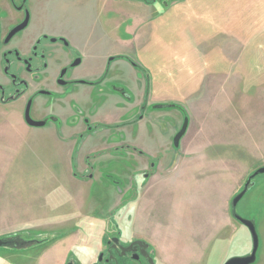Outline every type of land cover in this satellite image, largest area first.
<instances>
[{
	"label": "rangeland",
	"instance_id": "obj_1",
	"mask_svg": "<svg viewBox=\"0 0 264 264\" xmlns=\"http://www.w3.org/2000/svg\"><path fill=\"white\" fill-rule=\"evenodd\" d=\"M42 1H32L29 25L43 24L39 20ZM68 1L72 2L54 4L50 24L82 29L80 35L87 32L91 40V28L98 21L104 23L115 37L104 34L98 44L100 54L125 55L141 64L149 78L148 109L155 113L146 118V140L139 128L128 139L124 125L114 123L124 115L113 117L100 110L95 115L100 119L90 120L88 133L93 130L94 136L85 138L80 136L81 127L90 115L75 103L66 104L70 113L65 123L81 130L79 137L65 139L70 149L65 155L62 141L55 138L53 145V138L39 130L42 126H29L33 134L15 141L0 136V147L9 157L0 171L12 189L0 198V203L5 202L0 218L3 215L19 227L0 237L54 240L24 249L0 247V264H61L69 243L57 242V234L69 228L85 232L87 226H91L84 234L87 241L76 242L69 253L75 264H88L97 257L107 230L147 241L166 264H224L231 257L250 254L251 234L233 218L231 201L249 176L264 166V0H163L158 7L145 8L160 12L154 21L142 18L139 13L143 15L144 8L133 1L121 0L111 12L105 2L97 19L93 0H84L88 7L74 6L69 14ZM7 13L6 0H0L1 26L9 19ZM115 21L120 28L116 29ZM49 87L44 86V91ZM68 89L58 85L51 95H40L32 104L31 116L40 108L38 103H44L59 117ZM98 91L92 98L94 111L106 100ZM130 96L137 104L136 93ZM98 101L102 105L97 106ZM23 105L12 103L4 111H18ZM136 112L138 108L127 116ZM186 118L188 129L176 148L173 138ZM83 139L87 145L104 142L98 158L91 161L96 177L75 182L69 168L78 170L77 152ZM124 142L131 146H122ZM61 157L66 158V166ZM253 182L238 212L255 220L260 247L252 264H264V174ZM75 192L82 193L85 217L71 224L66 209L74 208ZM54 214L60 218L53 223L55 233L28 224Z\"/></svg>",
	"mask_w": 264,
	"mask_h": 264
},
{
	"label": "crops",
	"instance_id": "obj_2",
	"mask_svg": "<svg viewBox=\"0 0 264 264\" xmlns=\"http://www.w3.org/2000/svg\"><path fill=\"white\" fill-rule=\"evenodd\" d=\"M84 1V0H83ZM82 0H72L71 3L68 1V5L70 4V7L67 11L69 14L72 11V8L74 6H79L81 7L82 5L88 7V2L84 3ZM121 0H97V3L95 2L92 4V10L96 15V19L98 17L97 11H96V6L99 5L100 3L102 5L107 2L108 10L109 12L115 10V5ZM137 2L139 4V7L144 8L145 13L143 15L139 13V15L146 19L149 18L150 21H154L156 15H160L159 11L153 10V11H148L146 12L145 8H155L158 6L151 5L142 1L138 0H128V2ZM60 2V1H59ZM127 2V1H126ZM95 4V5H94ZM138 14V13H136ZM145 14V15H144ZM55 17L54 13H45L44 15L39 17V20L43 22L41 26H46V27H53V28H58L57 26L51 25L50 23L52 22V18ZM115 16H112V18ZM127 18H131V16H127ZM56 20H59V17L57 16ZM115 26L116 29L117 27L120 28V22L115 21ZM114 26V27H115ZM87 30V29H86ZM47 31L53 32V33H64L71 41L72 44L80 48L84 54L86 55V64L83 68H81L78 73L82 76H85L88 79H95L102 75L105 72L106 69V62L108 55H101L99 52V41L102 42L104 38V34L108 33L109 38H114L115 35L112 33H109V29H105L104 23L98 22L96 26L91 28V32L93 34L91 40H88V34L86 32L85 35H80L82 29L78 28H73V29H68L64 30L61 28L59 29H47ZM107 31V32H106ZM138 66L133 65L132 63L128 62L125 59H119L116 60L110 67V70L108 72V78L106 81L101 84L99 87H93L91 85H78L77 87L74 88V90L71 92V95L69 98L66 99V103L63 104L64 107H66V104H68V107L71 103H75L78 107H80L85 114L84 115H90L88 118L92 122H96L99 118L95 117L96 112L100 110V112H105L107 111L110 116L116 117V114H121L124 115V118L122 120H117L114 123L116 125H119L120 123L123 124L124 130V135L128 137V139H131L134 137L136 134V131L139 128L140 133L143 132L144 136L143 138L146 140L148 138V125L149 121H146V117L140 121L137 122V124L133 125V122L135 121V118L133 117H128L127 115L130 113V108L135 107V108H141L142 104L144 103L146 99V92H147V85L148 83L146 82L147 76L145 75V70L142 68L141 64H137ZM110 82H115L113 85H109ZM97 89H100L98 91L101 97H105V103L102 105L100 101L97 102V106L102 105L99 107V109L92 110L93 104H96V100L92 101V98H94V95L97 91ZM97 92V94H98ZM126 92V93H125ZM136 93V97L138 98L136 100L137 104L133 102L132 97L130 95ZM150 97V95H149ZM148 97V100L150 99ZM150 102V100H149ZM148 102V104H150ZM2 108L0 110V136H9L12 141L18 140L19 137L25 138L30 136L31 131L29 130V126L32 127V125H29L26 123L24 119V109L21 107L18 109V111H11L10 113L5 112L4 109L8 110V106H1ZM61 108V107H60ZM57 111L59 117L62 116L63 119L60 117V121L58 122L57 120H51L49 121L46 125L42 126L41 131H43L44 134H47L48 136L52 137V143L53 145L56 144L55 138L59 139L62 141V146H63V152H61L62 155H65L66 153H69L70 149L69 146L67 145V141L65 139L70 138V137H79V131L81 130L80 136L85 137V136H90L95 134V132L92 130V133L89 134L88 132L91 131V128L88 126V124H84L81 129L77 131V128L74 125L71 127L65 123L67 121V116L69 115L70 111L68 108L66 109H60ZM55 110H50V113H53ZM99 112V113H100ZM155 111L151 109H147L146 114H148L147 117L152 119L153 114ZM6 114H9L6 116ZM36 118H42L41 116H44L46 113L44 111L43 115H41L38 111L35 112ZM93 114V118L91 117ZM103 119V118H102ZM102 121V120H101ZM147 122V123H146ZM180 122V121H179ZM179 122L174 123L177 125ZM90 123V122H89ZM145 123V124H144ZM114 125V124H113ZM169 131V129H168ZM152 134V133H151ZM176 135V134H175ZM80 137V138H81ZM175 137V136H174ZM86 138V137H85ZM174 139V138H173ZM10 141V140H9ZM77 142L79 140H76ZM87 140L83 139L82 144L80 145V148L77 152L79 154V164L77 165L78 170L72 169L71 167L69 168V171L73 176L71 179H73L75 182H81L82 179H93L96 177V172L94 170V167L92 166L91 161H93L98 156L96 155L100 148V145H103L104 141L100 142H94L91 143L90 145H87L85 143ZM64 142V143H63ZM167 142L168 139H167ZM130 143L131 142H127ZM11 144V143H10ZM169 144V143H168ZM167 144V146H168ZM13 147H15L14 144H11ZM10 145V146H11ZM96 155V156H95ZM132 159H135V157H131ZM9 159L8 155L1 149L0 147V168H3L4 162ZM61 160L63 164L65 165L66 163V158L61 157ZM66 166V165H65ZM1 170V169H0ZM141 172V170H138V173ZM4 173L0 171V198L2 195L8 193L9 191H12L5 182V177L3 181V175ZM82 193L75 192L73 193V202H74V208L72 210L66 209L68 212L66 215L70 216V219L73 221H68V223L75 224L74 221L76 222L77 220H82L83 217H85V211H83V208L81 206L83 202V198L81 197ZM6 201V200H5ZM5 202H1L0 209H3V205ZM14 207V206H13ZM18 211V207H17ZM2 213V210H0ZM2 218H0V235H6V234H13L16 231L19 230V227L16 228V224L11 220L5 219L3 215H1ZM75 216V217H74ZM74 218H76L74 220ZM58 219H60L54 214L53 218L49 217H43L40 220H31L28 222L29 225H36L37 230H41L42 228H49V230H52L55 233V230H53V225L55 223H58ZM66 220L59 221L61 223L66 224ZM27 223V222H26ZM54 223V224H53ZM52 224V225H50ZM88 225V224H87ZM96 224H94L95 226ZM68 227V226H67ZM91 226H87L85 229V232H82V230H79V228H69L65 234H57V242H67L69 243V246L66 248V253L63 255V260L61 264H66L68 259H69V253L72 251V245H77L80 241L83 239L85 240V235L87 234V231H90ZM66 227H61V230ZM59 230V231H61ZM85 234V235H84ZM53 240V238L51 239ZM50 240V241H51ZM49 241V242H50ZM54 241V240H53ZM87 241V236L86 240ZM62 244V243H61ZM39 250H41L42 247H38Z\"/></svg>",
	"mask_w": 264,
	"mask_h": 264
},
{
	"label": "flooded vegetation",
	"instance_id": "obj_3",
	"mask_svg": "<svg viewBox=\"0 0 264 264\" xmlns=\"http://www.w3.org/2000/svg\"><path fill=\"white\" fill-rule=\"evenodd\" d=\"M32 1L33 0H6L9 19L4 25L1 26L0 24V104L1 106H9V104L19 101L25 102V105L22 106L24 109L25 121L28 104L31 103L32 107V104L38 100L40 95H51L54 91V87L57 88L58 85L69 88L68 93L65 94V98L67 99L78 85L99 87L103 84L108 78L111 65L116 60L125 59L133 65L138 66L137 63L128 56L120 55L110 58L111 55H109L105 72L102 75L95 79H88L80 75L78 71L85 66L86 55L80 48L75 47L64 33L58 34L47 31V29L59 28L29 25L30 17L34 12ZM58 1L61 0H43V6L40 8L41 11L39 16L45 13H54V4ZM138 1L158 6V3L163 0ZM94 2L96 4L97 0H93V3ZM100 6H102L101 3L95 7L96 11H99ZM27 18H29L28 24L9 38L12 30L23 23ZM28 29H33V32L24 36L23 32ZM62 29L68 30V28H61V30ZM1 30L3 36L1 35ZM147 79H149L148 76ZM49 85L52 86L49 87ZM44 86H48L51 90L47 88V90L44 91ZM146 94V99L141 108H139V112L131 116L135 118L133 125L148 116V114H146L149 106L148 85ZM38 106L40 108H37L36 111L41 115H43L45 111L46 114L38 119L36 118V114H34L33 117L31 116L34 120L45 121L44 125L51 120H59L56 114H51L49 112L50 110H47L44 103H38ZM135 107L131 106L130 113L136 109ZM86 119L85 123L90 126V119L88 117H86ZM26 123L28 122L26 121ZM121 145L126 147L131 146V144L127 142ZM102 240V247L104 248L99 250L97 252V257L88 264H166L159 259L156 247L151 249V245L147 241L140 238L124 236L122 231L116 233L107 230L103 233ZM29 241L34 240L31 239ZM138 241H144L148 245L138 244ZM41 245L34 244L31 247ZM69 261H71V257L68 259L67 263Z\"/></svg>",
	"mask_w": 264,
	"mask_h": 264
},
{
	"label": "water",
	"instance_id": "obj_4",
	"mask_svg": "<svg viewBox=\"0 0 264 264\" xmlns=\"http://www.w3.org/2000/svg\"><path fill=\"white\" fill-rule=\"evenodd\" d=\"M28 19L29 18H27L23 23H21L15 29H13L9 35V38H11L14 34H16L21 29H23L28 24ZM30 107H31V103L28 104V107L26 109V116H25L26 121L32 126H43L45 124V121H37L31 117ZM188 124H189V121H188V118H186L181 130L176 134V136L174 138L175 147L180 146L181 139L183 138V136L187 132ZM260 174H264V166L259 167L257 170L254 171V173H252L249 176V178L247 179L246 183L243 186V189L231 201V213H232L233 218H235L236 220L240 221L243 225H245L251 234L252 243H253L252 251L250 254L245 255V256L231 257L224 264H252L257 260V254H258V250L260 247V235H259V232L257 229V224H256L255 220L249 219V218H246V217H243L242 215H240V213L238 212V205H239L240 201L248 193L250 188L254 185L253 180ZM8 238H11V237H7V236L0 237V247L11 246L12 244H14L15 240H11ZM14 238H16V237H14ZM25 241H29V240H25ZM48 242L49 241L45 242L44 244H46ZM137 243L138 244H144L146 246L148 245L144 241H138ZM67 264H74V262L69 261Z\"/></svg>",
	"mask_w": 264,
	"mask_h": 264
},
{
	"label": "trees",
	"instance_id": "obj_5",
	"mask_svg": "<svg viewBox=\"0 0 264 264\" xmlns=\"http://www.w3.org/2000/svg\"><path fill=\"white\" fill-rule=\"evenodd\" d=\"M8 239H11V240H15L14 244H12L11 246L14 247V248H18V249H24V248H27V247H31L32 245L36 244V245H41V244H44L45 242H47V240H34V241H25V240H22L21 238L19 237H16V238H8Z\"/></svg>",
	"mask_w": 264,
	"mask_h": 264
}]
</instances>
